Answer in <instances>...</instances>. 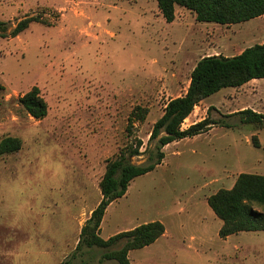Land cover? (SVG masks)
Here are the masks:
<instances>
[{
	"label": "rangeland",
	"instance_id": "obj_1",
	"mask_svg": "<svg viewBox=\"0 0 264 264\" xmlns=\"http://www.w3.org/2000/svg\"><path fill=\"white\" fill-rule=\"evenodd\" d=\"M175 12L167 23L155 0H0L7 33L26 17L41 18L18 37H0V142L7 137L22 142L34 126L36 144L42 141L49 149L46 162L61 166L63 179L30 223L39 230L47 216L49 230L67 250L63 264H98L106 252L76 249L82 227L102 199L99 184L107 161L128 145L136 148L139 140L142 154L128 161L150 163L154 124L170 100L186 94L197 63L264 43V16L221 25L200 23L180 6ZM34 87L48 104L42 120L19 102ZM137 107L147 109V116L134 121L129 132ZM210 107L216 126L166 146L162 164L134 179L127 194L107 209L100 233L105 240L142 224L165 225L161 239L130 252L131 264H264L250 255L264 250V231L223 239V223L207 204L213 194L233 188L241 174L264 175V125L242 123L235 115L246 109L264 115V79L201 102L183 128L207 117ZM22 154L21 146L0 157V176L15 178L12 164ZM40 163L37 157L32 167ZM28 239L27 231L0 222V264H13L5 253Z\"/></svg>",
	"mask_w": 264,
	"mask_h": 264
},
{
	"label": "trees",
	"instance_id": "obj_2",
	"mask_svg": "<svg viewBox=\"0 0 264 264\" xmlns=\"http://www.w3.org/2000/svg\"><path fill=\"white\" fill-rule=\"evenodd\" d=\"M167 23L176 18L175 9L183 7L196 15L200 23L236 25L264 16V0H155ZM41 22L39 16L26 17L15 28L8 31L7 23L0 21V37H18L32 23ZM264 79V43L245 49L241 54L226 57L222 55L202 58L191 73L190 84L184 96L170 100L162 117L154 124L150 141H156L155 152L150 163L135 165L128 157L140 156L142 142L128 145L116 158L107 161L105 174L99 184L102 199L92 211L90 218L81 229L77 251L84 247L101 249L103 253L98 264L115 261L118 264H131L129 254L144 249L159 239L166 228L162 222L142 224L132 230L121 232L107 240L100 235L101 225L111 204L124 197L131 182L149 174L160 166L165 158L164 148L174 142L194 138L209 132L217 122L207 117L186 129L183 124L195 108L206 99L227 88H241L254 80ZM3 88L0 86V91ZM20 104L36 120L44 119L48 114V104L40 95V89L34 87L20 99ZM147 109L137 107L130 119L128 131L134 121H144ZM242 123L264 125V115L246 109L235 114ZM22 142L7 137L0 142V157L15 153L21 149ZM207 204L215 216L222 221L219 231L221 238L235 234L264 231V175L241 174L233 188L222 189L207 199ZM120 242L119 249L112 250ZM75 256V255H74Z\"/></svg>",
	"mask_w": 264,
	"mask_h": 264
},
{
	"label": "clouds",
	"instance_id": "obj_3",
	"mask_svg": "<svg viewBox=\"0 0 264 264\" xmlns=\"http://www.w3.org/2000/svg\"><path fill=\"white\" fill-rule=\"evenodd\" d=\"M38 138V129L29 127L21 137L23 154L12 164L16 169L15 178L11 173L0 176V222L7 221L8 227L29 233L26 242L5 253L12 257L13 264H63L68 255L61 237L49 230L47 216L39 230L30 223L43 211L41 206L46 197L53 194L50 189L57 188L63 179L61 166L46 162L49 149L42 141L37 145ZM37 157L41 163L32 167ZM29 172L33 175L29 176ZM14 240V236L8 237V241Z\"/></svg>",
	"mask_w": 264,
	"mask_h": 264
},
{
	"label": "crops",
	"instance_id": "obj_4",
	"mask_svg": "<svg viewBox=\"0 0 264 264\" xmlns=\"http://www.w3.org/2000/svg\"><path fill=\"white\" fill-rule=\"evenodd\" d=\"M192 116V114L189 116V118ZM188 118V119H189ZM188 119L186 120V121H188ZM204 118H201L200 120H203ZM199 120V121H200ZM199 121H196V122H199ZM196 122H194V123H196ZM194 123H192V124H194ZM190 126V125H189ZM248 233H255V232H248ZM240 234H242V233H240ZM233 236V235H232ZM231 237V236H230ZM261 243L264 245V239H262V241H261ZM260 247H261V244H260ZM248 249H249V247H247ZM262 249V250H261ZM261 249H259L258 251H255V252H250V255L253 257V258H256V259H260V260H262V259H264V250H263V248H261ZM240 250H243V245H240Z\"/></svg>",
	"mask_w": 264,
	"mask_h": 264
}]
</instances>
